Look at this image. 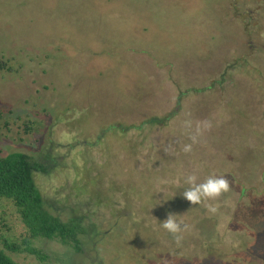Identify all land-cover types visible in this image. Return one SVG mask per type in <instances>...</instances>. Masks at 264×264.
Masks as SVG:
<instances>
[{
	"label": "rangeland",
	"instance_id": "obj_1",
	"mask_svg": "<svg viewBox=\"0 0 264 264\" xmlns=\"http://www.w3.org/2000/svg\"><path fill=\"white\" fill-rule=\"evenodd\" d=\"M225 1L0 0V61L15 70L0 71V110L10 128L0 130V157L46 156L53 168L34 178L47 207L63 219L95 223L92 241L100 235L94 254L87 244L83 257L55 241H35L49 263L264 264V190H255L261 205H247L240 222L227 219L230 209L237 219L249 183H264V82L256 71L239 72L214 107L190 94L195 103L185 99L171 142L148 145L152 158L141 153L139 128L136 144L121 141L124 124L140 127L176 110L181 91L174 81L197 88L183 74L206 79L223 67V56L242 51L259 52L264 64V0L252 7V25L262 30L243 37ZM247 39L256 42L250 50L242 48ZM185 119L193 129L198 121L213 125L188 154L181 150L191 143ZM141 154L144 168L134 160ZM192 172L197 183L231 178V190L208 202L217 213L183 197V177ZM169 213L191 228L181 246L161 226ZM28 236L13 203L0 200V249L4 240L21 244ZM8 255L41 264L28 254Z\"/></svg>",
	"mask_w": 264,
	"mask_h": 264
},
{
	"label": "trees",
	"instance_id": "obj_2",
	"mask_svg": "<svg viewBox=\"0 0 264 264\" xmlns=\"http://www.w3.org/2000/svg\"><path fill=\"white\" fill-rule=\"evenodd\" d=\"M239 1L240 0H230L227 1V3L225 1V4L230 7V18H232L236 26H238L237 22L241 20L240 25L238 26V31L242 33V37L247 33L252 34L253 30L257 29L258 27L260 30H262V27H260L258 24V26L252 25L254 14L251 18H248V12L246 9L248 8L250 11L253 7L250 3H255V5H257L261 0L247 1V7H239ZM242 9L245 11L242 12ZM252 11L253 10L250 12L252 13ZM251 45H256V42H254L252 39H247V42L243 43L242 48L247 47L249 49ZM259 49L264 51V44L260 46ZM262 57L263 56H261L259 52L255 53L254 50L248 53L242 51L235 56H223V58H225V62H223L222 65L223 67L220 68L218 66L216 71H212V73L210 72L206 79L202 78L203 76H197L195 74L188 75V77L183 74L187 83L196 84V82H198L197 88H189L187 90L184 88L180 89L178 82L173 80L176 79V77L173 75V83L178 86V91H181L177 100L178 104L176 110L162 117L148 118L145 123H141L140 127L138 125L124 124L121 130L125 134V137L124 139L120 140L124 141L125 144H136L134 140L135 137L133 135L136 134V131H139V128L145 134V137L143 136L141 138L142 141H140L142 143L141 153L144 154L146 151H148L152 158L153 152L151 149H148V145L156 142V146H159L160 144L171 142V131L174 126V119H176L181 109L184 108L185 99L189 98L190 101L194 100L191 99L190 94H194L195 97H200V104L208 103L207 105H212V107H214L213 105L220 102L219 99L225 102L226 92L232 89L231 87L237 83L238 74L243 70H246L250 73H252V71H256L261 76L259 82L263 83L264 64L261 61V59H263ZM0 71H6L10 73L14 72L15 70L11 66H8V61L5 62L2 60L0 61ZM242 74H244V72H242ZM193 102L195 103V101ZM261 107L264 108V104H262ZM216 112L217 110L215 113ZM262 112H264V109ZM220 113L221 106L218 109L217 115ZM31 123L25 125V133L27 134L32 131ZM0 130L10 131L9 123L4 119V113L1 110ZM142 158L143 155L141 154V158L136 156L134 160L140 164L141 168H144V166L141 165V162H148V160L146 159L143 161ZM52 168L53 166L50 163V160H47L46 156L44 158H33L24 152H12L6 156L0 157V200H8L13 203L23 225L29 233L28 238L24 239L21 244H11L5 240L3 241L4 248L0 249V264H18L11 258V256L8 255L10 253L28 254L35 257L41 264H52L48 262L50 260V256L47 254V252L33 245V243L38 240L50 242L55 241L61 246L65 247L67 250L73 251V253H75L77 256L79 255V257L88 255L86 247L87 244H90V251H93L94 254V250L96 249L97 245L96 242L100 237V235H95V238L92 241L93 234L90 232V229L93 227L92 224L95 223L87 222L86 219L78 217L63 219L59 215H56L50 207H47L45 195L38 188L34 174H49ZM221 175L225 177L226 174ZM227 179L231 181V178L227 177ZM236 181L237 180L235 178L233 179L232 183H238ZM236 186L239 187L238 184ZM258 188L264 190V183L262 181L257 183H249L248 191L243 195V200L241 201L240 199L238 202L239 206L236 209L237 219H235L232 209H230L232 215L227 217V219L229 218L231 222L235 220L239 221L240 218L246 216L247 205H253V208L260 206V197H257V193H255V190ZM158 189L162 190L161 187H158ZM243 207H245V210L241 211L244 209ZM131 221L132 216L130 222ZM228 230L230 233L234 234V232H232L233 230ZM56 263L70 264V261L66 262L63 260H56Z\"/></svg>",
	"mask_w": 264,
	"mask_h": 264
},
{
	"label": "clouds",
	"instance_id": "obj_3",
	"mask_svg": "<svg viewBox=\"0 0 264 264\" xmlns=\"http://www.w3.org/2000/svg\"><path fill=\"white\" fill-rule=\"evenodd\" d=\"M212 127V122L205 120L196 122L193 129V121L185 119L182 123V128L191 143L184 144L181 150L185 154L191 153L192 146L199 143L205 132L210 131ZM165 151L167 152L168 149H165ZM183 179L184 183L188 185L183 192V197L192 205L203 204L213 214L218 212V207L208 202L219 200L221 196L231 190L230 182L224 176L217 177L212 175L203 182L197 183L198 176L195 172H192L185 174ZM161 226L173 237L177 246H181L182 241L185 239V234L191 232L190 226L183 221H178L176 215L172 213L168 214L167 219L162 222Z\"/></svg>",
	"mask_w": 264,
	"mask_h": 264
},
{
	"label": "flooded vegetation",
	"instance_id": "obj_4",
	"mask_svg": "<svg viewBox=\"0 0 264 264\" xmlns=\"http://www.w3.org/2000/svg\"><path fill=\"white\" fill-rule=\"evenodd\" d=\"M240 1H241L242 6H244V0H240ZM247 1L249 2V1H251V0H247ZM247 1L245 0V5L247 4ZM252 1H253V0H252ZM238 4H239V3H238ZM250 4H251L253 7H254V5H255V3H253V4L250 3ZM246 7H247V6H246ZM251 10H252V9H251ZM251 10H250V11H251ZM250 11H249V9H247V12H248V15H247V16H248V18H251L252 15H253V13H251ZM38 241L40 242V240H38ZM68 261H69V260H68Z\"/></svg>",
	"mask_w": 264,
	"mask_h": 264
}]
</instances>
